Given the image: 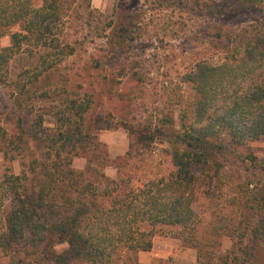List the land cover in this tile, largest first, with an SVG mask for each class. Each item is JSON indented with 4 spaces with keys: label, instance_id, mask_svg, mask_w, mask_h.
Returning a JSON list of instances; mask_svg holds the SVG:
<instances>
[{
    "label": "rangeland",
    "instance_id": "obj_1",
    "mask_svg": "<svg viewBox=\"0 0 264 264\" xmlns=\"http://www.w3.org/2000/svg\"><path fill=\"white\" fill-rule=\"evenodd\" d=\"M255 6L246 0H72L55 30L58 42L24 44L0 63V123L13 136L34 128L42 116L46 131L57 135L62 127L58 116L73 110L66 104L88 103L84 117L77 119L85 141L73 156L75 170L92 176L93 165L118 178L122 170L113 160L135 142L140 154L133 173L145 178L168 175L175 169L171 151L184 148L177 141L183 116L196 109L198 99L185 74L200 61H218L226 44L236 42L219 39V28L232 32L233 38L260 35L264 11ZM20 28L17 24L12 31ZM0 46H11L10 33L0 38ZM59 47L66 55L54 63ZM150 127L151 132L161 131L146 149L137 141L140 131L150 132ZM7 143L0 138V234L11 197L7 174L32 178L31 165L40 169L48 154L33 139L25 148ZM228 146L216 158L222 164L219 172L215 162L193 168L195 181L187 195L197 217L192 220L197 222L194 232L167 226L156 234L151 250L120 248L111 262L102 264H235L234 257L245 259L253 252L254 264H263L264 242L252 249L246 231L256 218L251 206L264 199V139L247 147ZM251 154L258 159L252 160ZM65 247L60 244L57 251ZM21 258L24 263L19 264H31ZM0 264H13L1 247ZM70 264L100 263L74 259Z\"/></svg>",
    "mask_w": 264,
    "mask_h": 264
},
{
    "label": "trees",
    "instance_id": "obj_2",
    "mask_svg": "<svg viewBox=\"0 0 264 264\" xmlns=\"http://www.w3.org/2000/svg\"><path fill=\"white\" fill-rule=\"evenodd\" d=\"M246 1L264 11V0ZM71 5L72 0H42L41 5L36 0H0V38L8 33L11 36V46H0V63H6L24 44L36 47L58 42L55 30ZM17 24L20 30L12 31ZM231 33L217 30L219 39L236 40L226 44L218 61H200L184 76L185 82L195 86L198 99L196 109L183 116L184 128L177 141L184 148L171 151L175 169L168 175L145 178L133 173V163L140 154L135 151V142L124 156L113 160L122 170L118 178L93 165L92 176L75 170L73 156L85 141L82 125L77 123L90 107L88 103L71 100L66 104L73 110L58 116L62 127L57 135L46 131L42 116L34 128H23L13 136H8L0 123V138L7 144L25 148L33 139L48 152L40 169L31 165L34 177L7 174L11 197L3 210L5 228L0 247L13 264L21 263V257L30 259L31 264H70L74 259L108 263L120 248L151 250L154 237L167 226L195 231L197 222L192 220L197 217L187 195L195 181L193 168L209 163L215 166V162L219 172L222 164L216 158L228 145L247 147L264 139V28L255 38L242 34L233 38ZM57 51L54 63L66 55L64 47ZM189 117L194 122H188ZM146 129L151 132V127ZM158 131H140L137 143L148 149ZM251 155L252 160L258 159ZM262 201L251 206L256 209V218L250 232L246 231L255 250L264 242ZM60 244L66 247L59 252ZM246 255L245 259L234 257L235 264H254V252ZM257 256L260 260V254Z\"/></svg>",
    "mask_w": 264,
    "mask_h": 264
}]
</instances>
